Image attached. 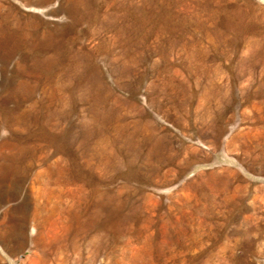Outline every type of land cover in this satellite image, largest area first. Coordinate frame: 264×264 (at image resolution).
Listing matches in <instances>:
<instances>
[{
    "label": "rangeland",
    "instance_id": "rangeland-1",
    "mask_svg": "<svg viewBox=\"0 0 264 264\" xmlns=\"http://www.w3.org/2000/svg\"><path fill=\"white\" fill-rule=\"evenodd\" d=\"M0 264H264V0H0Z\"/></svg>",
    "mask_w": 264,
    "mask_h": 264
}]
</instances>
